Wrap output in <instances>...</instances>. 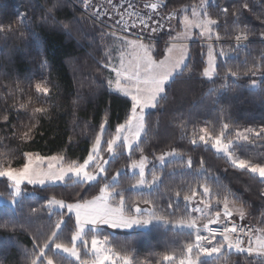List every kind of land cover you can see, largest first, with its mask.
Masks as SVG:
<instances>
[{"label": "snow or ice", "instance_id": "1", "mask_svg": "<svg viewBox=\"0 0 264 264\" xmlns=\"http://www.w3.org/2000/svg\"><path fill=\"white\" fill-rule=\"evenodd\" d=\"M85 8L93 7V16L98 18L106 15L108 9L103 12L99 7L91 4V0H81ZM208 0H201L200 4H187L179 9H174L166 17L156 18L150 13H158L161 7H167L163 0H148L143 4L144 9L149 12H141L132 3L113 4V0H108L113 11L119 17L116 24L121 26L125 32L132 29H138L139 33L135 39H130L127 35L116 36L114 32L108 33L120 43L117 49L118 62L113 63L111 52H106L107 63L101 62V67L108 69L114 76L106 78V87L116 94H122L130 98L131 106L128 109L122 122L113 125L110 123V112L105 110L98 124H92V121H83L84 128L81 135L90 136V147L86 156L73 159L68 155V148L62 151L64 154L40 155L33 151H24L21 145H26L34 140L37 129L40 127L41 120L50 119V113L53 105L43 106L53 96L59 95L60 85L45 77L40 82H36L31 87L34 88L36 99L33 100L17 83L15 91H19L21 96L26 98L24 103H19L18 108L14 103L11 107L17 112L25 110L29 116V122L12 125L10 136H0V178H6L9 190L7 203L11 207V219L0 223V229H8L11 225L13 232L20 230L26 231V226H30L33 217L46 211L49 218L60 212L59 218L54 223V230L43 240L37 242V237L32 236L33 247L29 251L24 249V255L28 257L26 264H57L56 255L66 253L73 257L77 264H152V261L159 255L156 264H201V257H212L219 261V264H230L229 254H243L246 257H257L264 264V229L259 236L255 235L252 229H245L242 225H237L233 220L234 213L240 220L246 216V209L242 202L243 197L240 191L247 192L248 188L243 187L239 191H234L230 184L240 183L239 178L229 184L221 182L220 177L211 172L207 167L203 157L198 160V167L193 168V159L175 148L162 152L159 156L153 154V159L159 161L161 173L164 170L167 159H179L182 163L178 166L181 174L191 173L195 177H200L195 186L189 184L188 193H185L182 199L187 203L197 202L193 211L203 213L205 209H219L214 212L213 218L207 220L202 227L207 230L208 235H201V225L197 217H181L177 220H170L157 212V204L152 199L129 200L125 192H137L144 195H152L160 185L164 183L162 175L156 171L154 164L148 169L151 179L146 178V168L150 163L145 155V149L142 146L150 143L153 136H159L161 123L168 109L180 106L178 97L173 94V85L182 78L191 79L194 74L189 68L191 61V52L182 41L191 35L192 29L199 30V34L208 41L219 42L225 37H230L234 43L226 51L223 47L216 48L214 44H208L207 60L199 73L200 76L209 80L220 78L225 83L220 85L219 89H210L208 95L219 92L220 95L213 101L219 106V112L222 115L228 114L231 120L229 107L220 105V99L228 91H234L232 85L227 83L231 77L238 81L241 77L250 78V90L258 91L257 100L264 104V83H258L256 77L259 75L261 82H264V51L259 57H253L251 62L247 58L243 61V67L237 66L235 69L228 66L230 58H237L241 49H247L250 35H258L264 40V0H226L222 4H215L219 9L217 18H213L208 13ZM121 9H124L121 11ZM60 11V0H49V3L43 7V14L36 20L40 28H59L69 37L73 36L75 25L82 21V17L74 16L71 20H60L57 13ZM191 13V15H189ZM247 14H251L259 22L255 33L252 28L245 23ZM180 16L181 31L175 36H170L166 42V47L159 52L156 51L155 41L151 36H144L142 33L147 31L150 34H156L163 31L164 25L161 20L170 21L174 17ZM24 24L32 29V24L28 19L27 12L18 13L15 23H0V34L13 33L17 31L15 24ZM229 23L232 28L229 29ZM220 29L224 30V36ZM78 30V29H77ZM36 46L40 48L42 42L39 40V33L32 31ZM23 38V34H21ZM154 53H156L154 55ZM230 53L232 54L230 56ZM43 57L42 51L39 53ZM159 57V58H157ZM223 57V61L218 65L217 60ZM41 68L48 67L47 59L40 61ZM75 69L73 76L75 79ZM187 74V76H186ZM10 94L13 89L6 84H0ZM56 89V91H54ZM73 93L68 92L71 97ZM89 97H94L95 92H89ZM75 99H71V108L73 124H77V112L81 107V101L84 96L79 90L75 93ZM6 103V101H5ZM41 104V106H37ZM151 110V111H150ZM153 111L161 115L155 120L152 119ZM183 112H173V123L180 119ZM189 115V121H193ZM0 121L8 122L7 108L4 113H0ZM219 128L213 126L211 129L207 126L209 122L205 121L204 127H186L188 122L182 121L176 125L181 131V139L186 138L193 146H204L206 149L215 150L217 156H222L229 163L231 169L235 170L239 176L247 175L253 179H258L261 185H264V162L257 163L252 159L242 158L237 154V149L245 144H255L257 141L264 142V124L256 127L247 126L239 128L235 124L219 121ZM78 126V125H77ZM94 129L90 135L88 129ZM111 130V131H110ZM7 141V142H6ZM16 143L13 148L10 145ZM68 145L75 143L71 136L68 137ZM139 153V159L133 156ZM17 154L22 158V166L14 167L13 163ZM107 154V159H105ZM126 155L130 163L120 169L115 170L114 175H109L111 163H115L121 156ZM111 162V163H110ZM125 168L133 170L138 175L134 183L125 187H120L117 179ZM227 172L228 169H224ZM170 175H176L175 169L171 170ZM213 180L216 183V190L207 183ZM63 186L65 188L76 189L77 197L74 201L58 198L51 195L44 198V203L36 208H30L28 216L25 217V223L19 221V212L24 208V201L35 197V193L28 191V186ZM97 188L98 193L87 198V193L92 188ZM190 193V194H189ZM0 193V198L3 197ZM175 198H181V192H175ZM260 198L264 200V189L260 191ZM141 204L148 205L142 208ZM222 206V207H221ZM168 208H172L171 198ZM66 210V211H64ZM8 214L7 209L5 213ZM175 215V212L172 213ZM68 216V221H65ZM264 216V213H262ZM221 219L230 226H224L221 229L209 227L213 223H219ZM72 222L74 227L71 232L69 242H62L60 234L63 231L62 225L67 226ZM153 224L163 225L175 228H187L195 232V240L184 246L179 256L175 252H166L163 254H149V257L143 261L135 259L132 255L122 254L113 247L112 240L105 235L102 238L97 234L100 226H108L111 229H133L140 228L150 230L148 226ZM219 233L221 239L215 245L212 241L216 239ZM251 233V235H249ZM89 234L91 238L89 240ZM247 238V246L244 239ZM253 236L255 237L253 239ZM211 237V239H210ZM14 242V238H13ZM79 245V246H78ZM122 247L127 248V244ZM81 249L84 250V258L81 256Z\"/></svg>", "mask_w": 264, "mask_h": 264}, {"label": "trees", "instance_id": "2", "mask_svg": "<svg viewBox=\"0 0 264 264\" xmlns=\"http://www.w3.org/2000/svg\"><path fill=\"white\" fill-rule=\"evenodd\" d=\"M78 2V3H77ZM200 0H163L167 7H162L164 13L171 12L174 9H179L187 4H200ZM226 0H213L209 2L208 13L217 18L219 9L215 4H224ZM49 3V0H0V23H15L18 18V13L27 12L28 19L32 24L30 30L27 25L16 23L18 29L13 33L0 34V84H6L14 91L10 94L5 88L0 87V113L5 112L7 108L8 122L0 121V136L12 133V125L19 123L26 124L29 122L27 112L21 109L19 112L11 107L14 103L18 108L19 103H24L26 98L21 96L19 91H15L18 83L19 88H22L28 95H31L33 100L36 99L34 88L31 87L36 82H40L45 77L60 85L59 95L53 96L43 106L53 105L51 109L50 119L41 120L40 127L37 129V134L34 140L26 145H21L24 151H33L39 154H64L63 149L68 148V155L73 159L86 156L87 150L90 147V136L85 137L80 133L84 128L83 121L91 120L92 124H98L104 111L107 109L110 112V123L113 128L116 123L122 122L128 109L131 106L130 98L122 94H116L106 87V78H109L111 73L108 69L101 67V62L107 63L106 52H110L120 42L108 33L114 31L108 29L103 24L91 19L86 13L79 9L78 0H60V11L57 16L60 20H71L74 16L82 17V21L75 25L73 36L69 37L59 28H40L36 24V20L43 14V7ZM80 5V4H79ZM178 21V20H177ZM180 22H167L159 37L168 39L170 36H175L179 30ZM245 23L252 28L255 33L259 22L254 19L251 14H247ZM232 25L229 23V29ZM78 29V30H77ZM39 33V40L42 46L38 48L33 39L32 31ZM221 35L224 36V30L220 29ZM115 33V32H114ZM23 34V38H21ZM116 36H122L115 33ZM199 40H194L189 45L188 49L191 52V61L189 68L192 69L193 75L191 79L182 78L173 85V94L178 97L180 106L173 109L170 107L164 115L161 123L159 136H153L150 143H145L142 146L145 149V155L150 161V169L156 165V171L162 175L164 183L155 190L152 195L146 192L140 195L137 192H125L126 198L132 200L152 199L157 204V212L159 215H164L170 220H177L181 217H197L198 222L203 223L204 216L200 212L193 211L197 206V202L187 203L182 199L185 193H188V185L195 186L200 177H195L191 173L185 172L181 174V169L178 167L182 162L179 159H173L165 163L164 170L161 173V168L157 165V161L153 159V154L156 156L162 152L169 151L175 148L193 159V168L198 167V160L203 157L207 167L211 168V172L218 175L224 184H229L230 181H235L239 178L240 183L230 184L234 191H239L243 187H247L248 191H240L243 197L242 202L246 209V216L240 220L234 213L233 220L239 223H250L259 229H264V200L260 198V191L264 189L258 179H253L247 175L239 176L235 170L231 169L229 163L222 156H217L214 149H206L204 146H193L186 138L181 139V131L176 125L182 121L188 122L186 127L191 129L193 124L197 127H204V122L207 121L208 127L213 126L219 128V120L235 124L239 128L247 126L256 127L264 124V104H261L257 97L258 91L250 90V78L241 77L238 81L229 78L227 83L232 85L234 91H228L223 94L220 99V105L229 107L231 120L228 119V114L222 115L219 112V106L213 101L220 95L219 92L208 95L210 89H219L220 85L225 83L220 78L211 80L199 75L201 68L204 66L207 57L208 44L206 38L195 37ZM250 42L247 49H241L237 58H230L228 66L234 69L239 66L243 67L245 58L251 62L253 57H259L264 51V40L258 35H250ZM205 40V41H203ZM218 49L223 47L226 51L229 47H233V41L230 37H225L219 42H213ZM156 51L166 47V44L156 43ZM108 48V49H107ZM42 51L43 57L39 54ZM156 53H154L155 55ZM232 54L230 53V56ZM47 59L48 67L41 68V59ZM159 58V57H157ZM223 57L217 60L218 65L223 61ZM75 71V79L73 71ZM187 76V74H186ZM261 82L259 75L251 77ZM79 90L84 96V101H81V107L77 112V124H73L71 99H75V93ZM56 91V89H54ZM73 95L68 97V92ZM89 92H95L94 97H89ZM6 101V103H5ZM41 106V104H37ZM151 111V110H150ZM183 112L184 115L180 119H176L173 123V112ZM161 114L153 111L152 119L155 120ZM189 115L194 119L189 121ZM78 125V126H77ZM91 135L94 129H88ZM111 131V130H110ZM71 136L75 143L68 145V137ZM7 142V141H6ZM11 147H15L16 143L12 142ZM237 154L242 158L252 159L254 162H264V142L257 141L255 144H245L242 148L237 149ZM134 159H139V153L133 156ZM22 158L17 154L13 163L14 166H21ZM111 163V162H110ZM130 163L126 155L121 156L115 163H111L109 175H114L116 169H120ZM125 168V171L118 177L120 187H127L138 179L137 174H131ZM175 169L176 175H170V171ZM224 169H228L224 172ZM148 179H151L148 173ZM207 183L216 190V183L213 180H208ZM9 185L6 178H0V193L8 196ZM28 191L35 193V197L24 201V208L19 212V221L25 223V217L28 216L30 208H36L44 203V198L56 195L58 198L74 201L77 197L76 189L65 188L63 186H28ZM181 192V198H175V192ZM98 193L97 188H92L87 193V198ZM190 194V193H189ZM171 198L172 208H168L169 199ZM222 207V206H221ZM7 209L8 214L5 213ZM208 210V209H207ZM219 209L208 210L210 215ZM66 211V210H64ZM205 211V210H204ZM175 212V215L172 213ZM60 212L52 215L44 211L38 216L33 217V222L30 226H26V231L17 230L13 232L11 225L8 229H0V264H26L28 257L24 255V249L31 250L33 242L32 236L37 237V242L42 243L51 231L54 230V223L59 218ZM13 218L11 207L7 204H0V223ZM221 219L220 222H222ZM65 221H68V216H65ZM73 223L68 222L67 226L62 225L63 231L60 234L62 242L68 243L71 232L73 231ZM150 230L134 228L129 232L111 233L108 230L101 232V236H109L113 242V247L122 254L132 255L135 259L143 261L149 257V254H163L166 252H175L177 256L184 251V246L192 243L195 240V232L187 228H175L171 225L165 227L159 224L148 226ZM14 238V242H13ZM127 244L128 247H122ZM84 258V250L82 252ZM57 264H77L74 258H70L62 253L56 255ZM159 255L152 261L156 264ZM230 264H262V261L253 256L246 257L243 254L230 253ZM164 264V262H161ZM201 264H219V261L212 257H201Z\"/></svg>", "mask_w": 264, "mask_h": 264}, {"label": "built area", "instance_id": "3", "mask_svg": "<svg viewBox=\"0 0 264 264\" xmlns=\"http://www.w3.org/2000/svg\"><path fill=\"white\" fill-rule=\"evenodd\" d=\"M132 1H133V0H127V3H132ZM127 3H125V0H113V4H124V7H125V8L127 7ZM93 6H95V7H99V8L101 9L102 12H103L104 9H108V12H107L106 15H102V16H100V17H98V18H94V16H93V7L90 6L89 8H85L84 5H83V3H80V5L78 4V7H79V8L81 7L82 10H83V12L86 13V15H88L91 19H93V20H95V21H98L99 23L103 24V25H104L105 27H107L108 29L114 31L115 33H117V34H119V35L122 34V35H127V36H129V37H135V38H136V36H137V34H138L137 30L132 29V30L129 31V32H125V31H123V30L121 29V26H120V25H117V24H116V20H118L119 17H118V16L115 14V12L113 11L112 6L108 4V0H102L101 2H98V3H96V5H93ZM81 8H80V9H81ZM123 10H124V9H121V11H123ZM164 14H167V13H163L162 17H165ZM177 17H178V16H177ZM177 17H174V18H177ZM174 18H173V19H174ZM171 20H172V19H171ZM171 20H170V21H171ZM170 21H168V20H163V19H162V23H163V25L166 24L167 22H170ZM159 32H160V31H159ZM146 33H147V32L145 31L144 36L148 37V36L146 35ZM157 33H158V32H157ZM153 36H154V39H155V40L158 39V38H155V34H153ZM203 41H205V40H203ZM182 42H183V43H188V44L190 45L191 42H192V40L190 41V40L184 39ZM209 42H210V43H213V42H215V41H209ZM244 43H247V44H248L249 41H248V42H244ZM234 221H235V220H234ZM235 223H236L237 225H242L246 230H247V229H252V230L254 231V226L251 225L250 223H246V224H244V223H239V222H237V221H235ZM224 226H230V225L226 224V221H225V220H222V222H219V223H213V224H211V226H209V227H211V228H215V229H221V230H222V228H223ZM205 235H208L207 230L205 231ZM249 235H250V233H249ZM216 238L221 239L219 233L217 234ZM210 239H211V237H210ZM241 239H244V241H245V246H247V238L242 236Z\"/></svg>", "mask_w": 264, "mask_h": 264}, {"label": "rangeland", "instance_id": "4", "mask_svg": "<svg viewBox=\"0 0 264 264\" xmlns=\"http://www.w3.org/2000/svg\"><path fill=\"white\" fill-rule=\"evenodd\" d=\"M79 1V4L80 3H82L81 2V0H78ZM210 1H213V0H208V2H207V7H208V5H209V2ZM200 2H201V0H200ZM199 2V3H200ZM78 3V2H77ZM199 5V4H198ZM81 8V7H80ZM79 8V9H80ZM81 10H82V8H81ZM82 12H83V10H82ZM84 13V12H83ZM189 15H191V13H189ZM178 21H180V19H181V17L178 15ZM177 21V22H178ZM180 24V23H179ZM179 31H181V24H180V26H179V30L177 31V32H179ZM202 37L200 34H199V30L198 29H196V28H193L192 29V32H191V35L189 36V37H187L186 39L187 40H199L198 38H195V37ZM129 37V36H128ZM130 39H135V37H129ZM203 38V37H202ZM205 38V37H204ZM250 40H251V38L249 39V42H250ZM184 44H186L187 45V47H189V44L188 43H184ZM234 44V43H233ZM118 46H119V44H117L116 46H113V47H115V49H117L118 48ZM108 49V48H107ZM107 52H109V49L107 50ZM111 55H112V58H113V63H116V62H118V51H114L113 53L111 52ZM206 60H207V57H206ZM108 62V61H107ZM111 73V72H110ZM111 76H114V74L113 73H111V75H110V77ZM40 155H43V154H40ZM44 155H54V154H44ZM159 156V155H158ZM108 157H107V154H105V159H107ZM171 160H173V159H167L166 161H165V163L166 162H169V161H171ZM159 161H157V165L159 166ZM14 166V165H13ZM21 166H22V164H21ZM14 167H20V166H14ZM148 169H150V164H148V168H146V178L148 179V173H149V171H148ZM129 171H130V173L131 174H134V172H133V170H131L130 168L128 169ZM117 179H118V177H117ZM40 186V185H39ZM10 199V197H8V196H5V195H3V197L2 198H0V204H7V205H9L8 203H7V200H9ZM141 207L142 208H147V207H149L148 205H144V204H141ZM201 213V212H200ZM202 215L204 216V218H205V220L203 221V223H201V222H199V224L201 225V231H200V234L201 235H205V231H206V229H204L202 226L204 225V224H206L207 223V220L208 219H210V218H213V216H214V214H211L210 215V213H209V211L207 210V209H205V211L202 213ZM134 229V228H133ZM106 230H108L109 232H111V233H113V234H115V233H118V232H129V231H131L132 229H111V228H109L108 226H100V230H99V232L97 233L101 238L103 237V236H101V232H103V231H106ZM260 230L261 229H259V228H256L255 226H254V232H255V235L256 236H259V235H261L262 233L260 232ZM90 238H91V234H89V240H90ZM220 239H218V238H216L215 240H213L212 241V245H215L216 243H217V241H219ZM79 246V245H78ZM82 252H83V249H81V256H82V258H83V254H82ZM62 254H64V255H66V256H68V257H70V258H73V257H71L70 255H68V254H66V253H62ZM202 257H205V256H202ZM201 259V258H200ZM175 264H178V260L175 262Z\"/></svg>", "mask_w": 264, "mask_h": 264}, {"label": "bare ground", "instance_id": "5", "mask_svg": "<svg viewBox=\"0 0 264 264\" xmlns=\"http://www.w3.org/2000/svg\"><path fill=\"white\" fill-rule=\"evenodd\" d=\"M102 0H91V4L92 5H96V3H98V2H101ZM146 2H148V0H133L132 1V4L137 8V10H139V11H141V12H149V10L148 9H144L143 8V4L144 3H146ZM78 5V4H77ZM163 11H162V7H161V9H159V11H158V13H155V14H153V13H150L151 15H154L156 18H162V15H163ZM168 13L169 12H167V14H164V16L166 17L167 15H168ZM177 20H178V18H174V19H172L171 21H173V23H175V22H177ZM170 21V22H171ZM161 22H162V20H161ZM163 24V23H162ZM166 26V24H164V27ZM135 29V28H134ZM164 29V28H163ZM135 30H137V32L139 33V30L138 29H135ZM147 32V31H146ZM145 33V32H144ZM144 33H142V35H144ZM161 34V31L160 32H158V33H156L155 34V38H158V39H154V36H153V34H150V33H146V35L147 36H151L153 39H154V41H155V44L156 43H163V44H166V42L167 41H169V38L168 39H163V38H161V37H159V35ZM192 40V39H191ZM190 40V41H191ZM192 41H194V40H192ZM249 44V43H248ZM250 235H251V233H250ZM255 237L253 236V239H254Z\"/></svg>", "mask_w": 264, "mask_h": 264}]
</instances>
